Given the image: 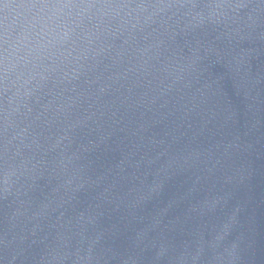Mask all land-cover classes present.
<instances>
[{
    "label": "water",
    "instance_id": "95a60500",
    "mask_svg": "<svg viewBox=\"0 0 264 264\" xmlns=\"http://www.w3.org/2000/svg\"><path fill=\"white\" fill-rule=\"evenodd\" d=\"M59 2L0 0V56ZM74 2L0 91V264H264V0Z\"/></svg>",
    "mask_w": 264,
    "mask_h": 264
},
{
    "label": "clouds",
    "instance_id": "9594fccd",
    "mask_svg": "<svg viewBox=\"0 0 264 264\" xmlns=\"http://www.w3.org/2000/svg\"><path fill=\"white\" fill-rule=\"evenodd\" d=\"M9 7L10 5H5V8ZM39 7L40 11L26 22L21 34L13 40L10 53L0 56V91L14 90L12 99L17 103V107L27 100L34 87H39L40 83L47 79L45 73L48 69L42 61L52 48L73 38L74 28L71 25L85 12L94 8L103 11L104 8L112 6L62 0L56 4H42ZM125 7L127 6H119L121 9ZM7 40L5 37V43ZM14 175L15 173H5L2 183L9 185Z\"/></svg>",
    "mask_w": 264,
    "mask_h": 264
}]
</instances>
